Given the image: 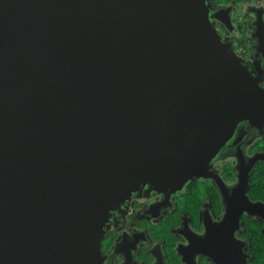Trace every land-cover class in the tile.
Wrapping results in <instances>:
<instances>
[{
  "label": "water",
  "instance_id": "95a60500",
  "mask_svg": "<svg viewBox=\"0 0 264 264\" xmlns=\"http://www.w3.org/2000/svg\"><path fill=\"white\" fill-rule=\"evenodd\" d=\"M209 9L0 0V264H106L113 209L146 184L207 177L238 124L264 115Z\"/></svg>",
  "mask_w": 264,
  "mask_h": 264
},
{
  "label": "flooded vegetation",
  "instance_id": "af4514ba",
  "mask_svg": "<svg viewBox=\"0 0 264 264\" xmlns=\"http://www.w3.org/2000/svg\"><path fill=\"white\" fill-rule=\"evenodd\" d=\"M210 19L264 89V0H206ZM208 176L180 189L142 186L112 210L106 264H264V115L241 121L208 163ZM238 261V260H237ZM231 264V263H229Z\"/></svg>",
  "mask_w": 264,
  "mask_h": 264
}]
</instances>
